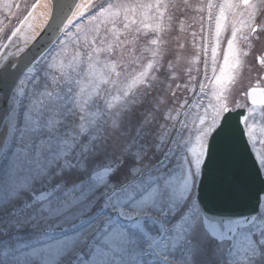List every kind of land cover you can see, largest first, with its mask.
I'll return each instance as SVG.
<instances>
[{
    "label": "snow or ice",
    "instance_id": "obj_1",
    "mask_svg": "<svg viewBox=\"0 0 264 264\" xmlns=\"http://www.w3.org/2000/svg\"><path fill=\"white\" fill-rule=\"evenodd\" d=\"M183 6L215 17L211 78L207 38L190 53L166 40L182 30L175 11L165 29L171 0H72L39 31L36 4H0V264H264V138L232 124L225 95L238 34L264 37V0ZM150 13L156 35H134Z\"/></svg>",
    "mask_w": 264,
    "mask_h": 264
},
{
    "label": "rangeland",
    "instance_id": "obj_2",
    "mask_svg": "<svg viewBox=\"0 0 264 264\" xmlns=\"http://www.w3.org/2000/svg\"><path fill=\"white\" fill-rule=\"evenodd\" d=\"M144 2H155V0H144ZM167 2V0H166ZM172 3H179L180 7L178 10L170 9L168 13L165 15V29H169V25L167 23L168 15L172 14L175 11L176 16L182 21L181 28L182 30H171L170 33L166 36V40L170 43L171 47L175 48L177 46V42L185 45V52L190 53L194 49V41L195 45L202 46L203 40V32L205 27L200 24V14L194 13L192 9L185 10L183 6V0H171ZM188 2L195 7H199L200 4L206 5L207 0H188ZM220 0H213V3H219ZM180 13H183L181 16ZM206 13V11H205ZM154 13H150L147 20H144L142 17H137V24L132 27V32L135 35L136 30L139 29V34L141 36H146L149 39L153 37L154 34V26L158 22L156 19H153ZM195 15V20H193V16ZM232 17L229 16V26L225 33H222L221 37V46L217 53V72L219 71V65L223 62V50L227 46L226 36H230L231 34V21ZM239 19V17H237ZM145 24H148V27H144ZM204 24V23H203ZM239 27V25H237ZM207 43H208V60L209 65L207 68V76L209 78L212 77V69H211V42L213 40L212 33H214L215 28V17L213 16L211 25H207ZM195 33V36H193ZM63 38V37H62ZM61 38V39H62ZM236 48L240 53L239 59L240 64L233 70V80L226 86L225 95L229 98V106L233 107L234 104H242V98L248 87L251 86V83L254 78L259 79L261 73H264V65H258L256 62L257 57H262V53H264V37L261 38H253L252 41L244 42L239 34L236 41ZM202 49V48H201ZM246 54V55H245ZM201 64L199 65V81L207 83L205 80V72L201 69ZM195 74V72H194ZM198 88V84H197ZM196 88V89H197ZM189 96L191 93L188 94ZM199 98V96H198ZM205 102H207V94L205 96ZM251 117L250 124L254 128L256 136L258 139L264 138V108H251L250 107ZM256 120V121H255ZM255 121V123H254ZM260 122H262L260 124ZM260 125V126H259ZM260 127V128H259ZM264 147L257 143V148Z\"/></svg>",
    "mask_w": 264,
    "mask_h": 264
},
{
    "label": "water",
    "instance_id": "obj_3",
    "mask_svg": "<svg viewBox=\"0 0 264 264\" xmlns=\"http://www.w3.org/2000/svg\"><path fill=\"white\" fill-rule=\"evenodd\" d=\"M49 1H50V6L54 7L57 10V14H59L61 9H66L67 4L72 2V0H49ZM36 14L38 16L39 12ZM29 24L31 25V27L35 26V18L33 19V21L29 22ZM54 24H55V21H53V25L47 29L44 37L42 38V39H44L45 44H47L49 41H56V39H57L56 34H55ZM28 30L29 29H25L26 32ZM39 30H40V26L37 27L36 31H39ZM16 42L22 43L23 42L22 37L16 38ZM36 50L37 49L34 48L33 53H31V54H35ZM8 51H12V49H9ZM0 55L7 56L8 52L4 51L2 49L0 52ZM249 101L251 102L250 99H249ZM241 114L243 116H245V111L244 110H237V111L231 113L230 120L234 126H235L238 118L241 116ZM214 211H251V208L249 207V208H245V209H239V208H237V209H216Z\"/></svg>",
    "mask_w": 264,
    "mask_h": 264
},
{
    "label": "flooded vegetation",
    "instance_id": "obj_4",
    "mask_svg": "<svg viewBox=\"0 0 264 264\" xmlns=\"http://www.w3.org/2000/svg\"><path fill=\"white\" fill-rule=\"evenodd\" d=\"M4 2V0H0V4H2ZM14 4L15 3H20L21 4V8H23L24 4H27L29 6V8L31 7L32 4H34L36 2V0H13ZM15 9V8H14ZM16 10V9H15ZM17 11V10H16ZM5 13L3 11H0V20H4V23L7 24L8 23V20H5L4 17H5ZM10 16V14H9ZM17 20L16 19H12L11 20V23L12 25L14 23H16Z\"/></svg>",
    "mask_w": 264,
    "mask_h": 264
},
{
    "label": "bare ground",
    "instance_id": "obj_5",
    "mask_svg": "<svg viewBox=\"0 0 264 264\" xmlns=\"http://www.w3.org/2000/svg\"><path fill=\"white\" fill-rule=\"evenodd\" d=\"M39 6H40L39 10H40L41 12L44 11V15L42 16V18H41L40 20H37V22H36V26H35V27H34V26L32 27V28L35 29V30L37 29L38 26H40V24H41V23H40L41 20H44V16H45V14H46L47 11H48V8H45L43 3H41ZM44 8L46 9V11H45ZM30 30H31V29H29L28 31H30ZM2 136H3V133L0 132V139H2Z\"/></svg>",
    "mask_w": 264,
    "mask_h": 264
}]
</instances>
